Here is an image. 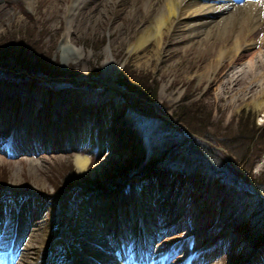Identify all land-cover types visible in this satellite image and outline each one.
I'll use <instances>...</instances> for the list:
<instances>
[{
  "label": "rangeland",
  "instance_id": "1",
  "mask_svg": "<svg viewBox=\"0 0 264 264\" xmlns=\"http://www.w3.org/2000/svg\"><path fill=\"white\" fill-rule=\"evenodd\" d=\"M110 1L85 0L82 12L69 18L72 0H0V48H9L13 38L30 40L58 71L43 79L24 72L9 76L0 67L1 264H13L31 240L28 234L20 238L13 213L24 203L36 212L33 229L40 233L48 225L61 236L47 245L43 264H65L72 254L81 264H105L99 256L137 264L130 258L136 252L140 264H264V109L245 106V97L236 102L221 96L227 76L258 50L216 65L219 45L233 47L251 24L235 27V17L213 44L190 43L175 28L157 59L151 45L132 52L128 46L145 0H131L137 14L125 5L116 15L87 19ZM68 30L71 52L65 55ZM106 60L114 62V75H107ZM122 73L148 78L155 100L127 88ZM182 105H192L187 124L173 115ZM25 125L39 135L29 145L34 152L20 150L18 142L32 138ZM181 134L187 143L196 140L216 151L232 178L196 167L184 148L172 151ZM77 155L88 159L83 174ZM138 162L144 165H130ZM98 196L104 230L88 215ZM118 230L125 234V261L114 256L110 242Z\"/></svg>",
  "mask_w": 264,
  "mask_h": 264
},
{
  "label": "bare ground",
  "instance_id": "2",
  "mask_svg": "<svg viewBox=\"0 0 264 264\" xmlns=\"http://www.w3.org/2000/svg\"><path fill=\"white\" fill-rule=\"evenodd\" d=\"M84 4L85 0H72L67 13L68 17L73 18L77 14H80L83 10ZM136 4L137 3H133L131 0H111L108 6L106 4L105 8H102V10H100L97 14H89L87 19H89V21L92 20V22H96L100 20L101 17L105 18L107 16L109 17L111 15H116L125 5H128L127 8L130 14H137ZM139 16L140 17L135 20L133 29L131 30V32L134 34L135 40L134 42L129 43V50L130 52L137 51L143 49L144 45H151V48H153L154 55L157 59H159L160 55L162 54L161 49L164 37L170 36L175 28L181 31L183 34L187 33V38H189L190 43L207 42L208 44H213L214 40L217 38H222V36L226 33V31H224V29H226L225 27L230 26L231 20L235 17H238V23H235V27H243L244 25L251 24V28L248 29L244 36L241 37L238 33L233 47L225 49L227 41H225L222 45H219L217 50L216 65L219 64L220 61H224V59L227 57L230 60L229 62H231V59L233 58L236 61L238 58H241L242 56L247 55L249 52L257 49L258 53L254 54L250 59H248L246 65L244 67H240L242 68L241 70H237L236 72L231 71V76H227V83L225 82L226 84L224 87H222L223 89L221 96H233L235 97L236 102L239 100L243 101V98L245 97V106H251L255 110L264 109V53L263 51H260L261 48L264 49V0H254V2L237 0V3H235L234 0H145L142 15ZM228 22L230 24H228ZM221 24H224L225 26L220 28ZM259 34L261 35L260 38L258 37V39L256 36ZM69 35L70 31L68 30L61 44V50L65 55L71 52L70 48H68L66 44ZM189 42L187 41V43ZM230 54H232V57L228 56ZM212 62L214 61L212 60L210 63ZM104 65L107 75L115 74L116 68L113 61L106 60ZM215 81L217 82L216 78L214 79V82ZM251 88H254V90L252 91ZM0 115H2V113H0ZM25 121H27V119L25 120L24 117V122ZM26 126L27 125H25V127ZM26 128L30 129L28 134L32 138L29 140H27V138H22V142H18L20 148L23 147L20 150L24 151V148H27L29 152H34L37 150V148L33 149L29 145L35 146V141L38 139L37 137H39V135L36 133L37 136L34 137V134H32V132H35L33 127L29 128L27 126ZM35 129L37 130V127ZM90 139L91 137L89 134L84 135V141L86 143H88ZM49 141L51 142L50 137ZM74 161L77 171L80 174L85 173L88 165V159L77 155ZM120 195L121 193H117L113 197L119 198ZM99 196L94 198V208L89 210L88 215L89 218H93V221L101 222V226L104 230L108 223L105 225L103 222H107L105 221L106 218L99 214V211L102 208L101 197L99 198ZM105 203H107V201H105ZM13 213L18 219V223L21 222V227L19 226L20 238L22 237L21 233L23 236L28 234L31 238V240L27 241L22 246V251L19 255V258H15L16 260L13 262V264H43L46 257L49 256V252H47V245L53 241H57L59 239L61 240V236L55 229L49 228L48 225H45L44 229L40 233L33 229V225L30 224V222H32V220L36 217V212H34L25 203ZM8 216L10 217V215ZM20 216H22L21 219ZM24 216L27 217L25 220H23ZM92 225L94 226L95 224ZM31 226L32 229H30ZM123 232L124 231L119 232L118 230L117 239L110 241L112 242L113 249L115 251L114 256H116V258L120 257V261H125L126 256L125 250L123 248V237L125 236V234L123 235ZM94 236L98 237L96 232L93 233V238ZM68 249L73 251L75 253L74 255L78 254V250L75 248ZM136 253H129L131 254L130 258L133 257L134 261L137 264H140V257L138 258ZM98 260L100 262H104L105 264H119L117 261L108 262L106 258L102 256H99ZM65 262V264H81L78 263L77 258L74 260L73 254L72 257ZM50 264H55V260H51ZM125 264H128V262L126 261Z\"/></svg>",
  "mask_w": 264,
  "mask_h": 264
},
{
  "label": "trees",
  "instance_id": "3",
  "mask_svg": "<svg viewBox=\"0 0 264 264\" xmlns=\"http://www.w3.org/2000/svg\"><path fill=\"white\" fill-rule=\"evenodd\" d=\"M8 42L9 43L6 46L11 45L9 48H0V67L6 68L9 71L6 75L10 76L12 73L21 74L24 72L29 75L45 79L58 74V71L52 66L51 62H48L47 59L40 56V49L37 44H32L30 40L22 41L14 40V38L10 39ZM1 74L5 75L3 72H1ZM121 77L124 79L123 83L127 88L132 91H138V93L142 95L148 94L151 101L155 100V92L153 89H150L148 78L144 79L143 77H136L135 75L130 74L125 75V73H122ZM182 101H185V99ZM191 106H179L177 113L173 114L177 122L187 124L190 120H192L193 112H191ZM251 125H253V123H251ZM196 134L199 135L200 133ZM179 138L180 142L178 144H173L172 151L184 148L183 152L191 156L192 163L196 167L204 170L205 172H215V174L223 175V178H232V174H234V172L231 166L226 162H223L218 157L216 151L196 140H190V142L187 143V138L182 134ZM155 163L156 161L151 160L149 164L152 165ZM130 165L140 167L144 164H140L138 162ZM135 166L131 167L134 168Z\"/></svg>",
  "mask_w": 264,
  "mask_h": 264
},
{
  "label": "water",
  "instance_id": "4",
  "mask_svg": "<svg viewBox=\"0 0 264 264\" xmlns=\"http://www.w3.org/2000/svg\"><path fill=\"white\" fill-rule=\"evenodd\" d=\"M193 138V137H195V136H190V138ZM206 142V141H205ZM231 161V160H230ZM231 165H232V167L234 168V169H236V167L231 163Z\"/></svg>",
  "mask_w": 264,
  "mask_h": 264
}]
</instances>
